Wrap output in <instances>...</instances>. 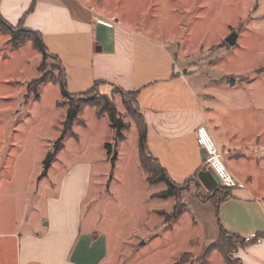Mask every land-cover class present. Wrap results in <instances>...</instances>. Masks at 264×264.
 I'll list each match as a JSON object with an SVG mask.
<instances>
[{
    "label": "rangeland",
    "instance_id": "374dc122",
    "mask_svg": "<svg viewBox=\"0 0 264 264\" xmlns=\"http://www.w3.org/2000/svg\"><path fill=\"white\" fill-rule=\"evenodd\" d=\"M68 1L75 12L79 1L109 10V16L160 40L181 70L199 71V83L210 81L216 102L212 113L250 128L246 143L223 138V153L244 155L247 178L242 179L264 197V0ZM233 30L237 36L229 44L226 37ZM57 66L51 58L41 65L40 53L28 40L13 48L9 34L0 30V264H14V239L6 235L47 228L69 235L75 221L81 234L105 237L101 264H226L217 250L204 255L219 236L213 205L220 191L196 188L189 180L179 185L176 196H157L166 185L149 184L140 166L132 113L137 110L126 112L112 86L105 88L126 125L122 139L106 114L98 116L94 107L84 106L41 175L46 155L61 136L66 105L57 82L40 85L37 98L27 86L41 75L60 77ZM231 76L238 82L230 85ZM105 137L116 155L113 167ZM84 162L88 169L80 167ZM67 173L77 187L89 184V200L78 202L75 210L74 200L59 194ZM57 194L59 200L52 203Z\"/></svg>",
    "mask_w": 264,
    "mask_h": 264
},
{
    "label": "crops",
    "instance_id": "0c3cea01",
    "mask_svg": "<svg viewBox=\"0 0 264 264\" xmlns=\"http://www.w3.org/2000/svg\"><path fill=\"white\" fill-rule=\"evenodd\" d=\"M68 2L0 0V14L11 26L22 20L25 27L41 33L47 50L58 57L64 68L69 93L85 92L95 82L105 83L99 87L101 93H106L105 87L110 84L125 91H136L150 155L175 184L181 185L195 177L191 181L196 188L211 192L215 187L207 190L196 176L204 166V152L196 141L197 128L204 126L219 148L224 164L243 184L241 188H230L231 196L218 204L216 224L242 238L253 232L258 234L259 241L238 248L234 255L241 264H264V197H259L258 190L242 179L246 176L241 166L244 155L234 150L236 154L227 157L221 143L223 138L246 143L250 128L228 122L226 115L215 116L212 113L216 108L215 97L209 87L212 83H199L197 70H181L160 40L134 29L117 15L109 16L110 12L105 8L94 10L79 1L75 12ZM31 4L33 7L29 10ZM97 18L113 25L99 24ZM106 138H102V143ZM232 151L229 149L228 152ZM80 167L88 169L90 164L84 162ZM77 185V180L67 173L59 186V194H68L74 200V210L78 208V202L89 200V184L84 181L80 187ZM59 198L57 194L49 200L54 203ZM63 232L59 236L50 228L45 231L26 229L6 235V238L14 239V264L102 263L105 258L103 235L81 234L76 221L69 235L65 230L61 234Z\"/></svg>",
    "mask_w": 264,
    "mask_h": 264
},
{
    "label": "trees",
    "instance_id": "16d2710c",
    "mask_svg": "<svg viewBox=\"0 0 264 264\" xmlns=\"http://www.w3.org/2000/svg\"><path fill=\"white\" fill-rule=\"evenodd\" d=\"M33 4L29 10H31ZM0 30L9 34V41L11 42V46L15 49L19 48L21 45L24 44L25 41H30L31 45L40 53L41 55V65L46 61L47 58H51L57 62V67L60 71V77H56L54 75L50 77H46L45 75H41L39 78L33 80V86H27V91H31L35 93V97H38L37 90L43 83L46 82H57L59 85L60 97L64 100L63 104L66 105L64 111V119L62 121V128H61V136L58 138L57 141L53 144L54 152L48 153L46 155V161L43 168L41 175H45L46 170L48 168V163L51 160V157L58 151L61 147L60 140L62 135L68 131H71L72 124L78 118L79 112L82 110L84 106L94 107L95 113L100 116L102 114H106L109 121V126L115 131L116 138L118 140L122 139L121 131L126 125L122 122L120 117L118 116V111L115 107V104L110 99V97L106 93H101L98 89L101 84H105L104 82H95L93 86L85 92L78 93V94H71L67 91L66 87V75L64 68L58 59L57 56L51 54L42 39L41 33L27 28L23 25L22 20L13 27L7 23L3 19L0 14ZM41 70V67L39 66ZM113 89L119 93L120 100L122 106L124 107L125 111L131 113L133 110L132 108L135 107L137 111L132 113L136 116L135 125L138 132L137 138V147H138V156H139V163L141 168L144 172L148 174L146 180L149 184L164 182L166 185V189L163 190L161 193L156 194L159 197H174L177 194V189L180 187L179 185L175 184L170 177L168 176L166 170L159 164V162L153 158L149 151L147 150L146 146V126L143 122L142 116L139 112L137 103H136V91H125L119 86L115 84H110ZM91 90H97L96 94H90ZM77 98L76 100H71L72 98ZM104 147L106 148L107 155L109 156V161L111 167L114 166L116 161L115 153H112L111 144L109 142L104 143ZM110 154V155H109ZM112 154V155H111ZM53 158V157H52ZM200 171V170H199ZM198 171V172H199ZM197 176V174H196ZM195 177L190 178L189 180H194ZM219 192L220 196L214 201V213L216 219L217 216V207L218 204L231 196L230 188H226L223 186L218 185L215 187L211 192ZM180 211V210H178ZM179 213V212H176ZM171 215V214H170ZM172 216H175V213H172ZM258 236V234H257ZM260 237V236H258ZM255 239H250L245 241L244 238L237 234L229 233L225 231L221 226H219V236L216 241L211 243L209 246L206 247L204 251V255H208L211 251L217 250L220 252L222 258L224 259L226 264H241L239 259L230 257V253H235V251L240 248L244 247L246 244L255 242Z\"/></svg>",
    "mask_w": 264,
    "mask_h": 264
},
{
    "label": "built area",
    "instance_id": "2783aa9c",
    "mask_svg": "<svg viewBox=\"0 0 264 264\" xmlns=\"http://www.w3.org/2000/svg\"><path fill=\"white\" fill-rule=\"evenodd\" d=\"M96 22L107 27H111L113 25L111 22L100 18H97ZM196 141L199 147H201L205 153L203 157V165L205 167H209L214 172L216 177L219 179L220 185L226 188L243 187V184L233 176V174L222 161L219 148L204 126H199L197 128ZM250 239L259 241L260 237H258L257 234L253 232L244 238L245 241Z\"/></svg>",
    "mask_w": 264,
    "mask_h": 264
},
{
    "label": "water",
    "instance_id": "95a60500",
    "mask_svg": "<svg viewBox=\"0 0 264 264\" xmlns=\"http://www.w3.org/2000/svg\"><path fill=\"white\" fill-rule=\"evenodd\" d=\"M236 36H237V32L235 30H233L226 37V41L229 44H234ZM237 81L238 80H237V78L235 76L229 77V80H228L230 85L235 84ZM204 155H205V153H203V157H204ZM197 177H198L199 181L207 188V190H211L214 187H216L217 184H219V179L216 177L214 172L209 167L203 166L201 168V170L198 172ZM209 183L211 185H209Z\"/></svg>",
    "mask_w": 264,
    "mask_h": 264
}]
</instances>
